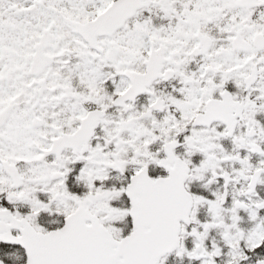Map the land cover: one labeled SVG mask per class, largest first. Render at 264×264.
Segmentation results:
<instances>
[{
    "label": "snow or ice",
    "instance_id": "1",
    "mask_svg": "<svg viewBox=\"0 0 264 264\" xmlns=\"http://www.w3.org/2000/svg\"><path fill=\"white\" fill-rule=\"evenodd\" d=\"M0 264H264V0H0Z\"/></svg>",
    "mask_w": 264,
    "mask_h": 264
}]
</instances>
